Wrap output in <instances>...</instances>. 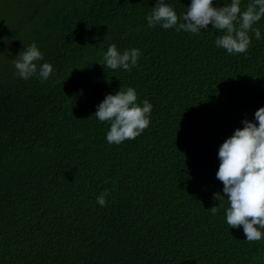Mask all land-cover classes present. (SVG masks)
I'll use <instances>...</instances> for the list:
<instances>
[{
    "label": "trees",
    "instance_id": "1",
    "mask_svg": "<svg viewBox=\"0 0 264 264\" xmlns=\"http://www.w3.org/2000/svg\"><path fill=\"white\" fill-rule=\"evenodd\" d=\"M155 2L0 0V264H264V239L226 223V199L209 210L219 146L264 106V38L231 55L211 24L149 28ZM169 2L178 16L190 4ZM32 42L54 67L43 83L12 63ZM113 43L139 48L138 67L98 63ZM129 86L151 122L109 144L96 105Z\"/></svg>",
    "mask_w": 264,
    "mask_h": 264
},
{
    "label": "clouds",
    "instance_id": "2",
    "mask_svg": "<svg viewBox=\"0 0 264 264\" xmlns=\"http://www.w3.org/2000/svg\"><path fill=\"white\" fill-rule=\"evenodd\" d=\"M241 3L242 0H230L223 6H214L213 0H190L187 11L178 16L169 0H156L145 19L149 28H174L177 32L194 35L207 30L211 24V28L222 33L214 40L217 48L231 55L246 54L253 38H264L260 28L255 26L264 19V0H249L243 10ZM140 55L139 48L120 51L113 43L103 51L102 60L98 63L112 70L131 71L138 67ZM12 63L18 77L23 80L35 77L43 83L54 74L53 65L44 60L35 42L24 45ZM152 108L147 98L138 101L136 89L129 86L114 94H106L96 105L94 116L110 125L106 133L107 142L119 145L125 140L135 139L149 126ZM241 123L243 127L236 128L219 146L220 163L216 178L223 183V195L213 194L220 204L209 210L216 214L226 199L229 205L225 210L226 223L231 228L242 227L245 240L260 241L264 239V106L255 111L254 120L245 118ZM109 195L107 189L103 190L96 197L97 204L106 206Z\"/></svg>",
    "mask_w": 264,
    "mask_h": 264
}]
</instances>
